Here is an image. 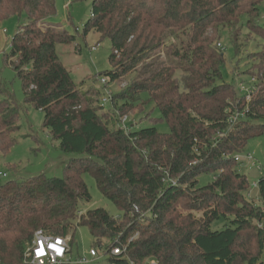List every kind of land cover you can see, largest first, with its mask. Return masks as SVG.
<instances>
[{
    "label": "trees",
    "instance_id": "1",
    "mask_svg": "<svg viewBox=\"0 0 264 264\" xmlns=\"http://www.w3.org/2000/svg\"><path fill=\"white\" fill-rule=\"evenodd\" d=\"M261 1L91 0L83 36L94 32L110 43V68L98 74L108 81L100 83L134 74L111 95L109 108L123 116L137 108L132 103L153 106L160 114L155 122L169 128L160 134L154 125L110 124L101 93L82 91L73 81L55 47L73 43L75 36L40 25L54 15V0H0V22L21 13L27 19L4 61L12 59L25 103L43 113V127L59 151L74 156L61 178L39 175L0 187V264H26L36 230L70 237V249L79 226L109 256L108 264H261L264 177L255 184L256 202L247 200L250 186L234 159L264 133V125L256 124L264 120L263 31L250 99L216 83L224 65L219 39L226 31L237 56L241 19L251 30ZM234 111H246V117L231 124ZM17 119L14 102L1 100V157L16 143ZM86 174L120 216L100 208L79 212V203L90 199ZM207 174L213 179L199 186ZM220 221L222 228L211 230ZM117 247L121 253L112 255Z\"/></svg>",
    "mask_w": 264,
    "mask_h": 264
},
{
    "label": "rangeland",
    "instance_id": "2",
    "mask_svg": "<svg viewBox=\"0 0 264 264\" xmlns=\"http://www.w3.org/2000/svg\"><path fill=\"white\" fill-rule=\"evenodd\" d=\"M90 4L91 0H54V15L41 22L40 25L43 27L52 25L75 36V41L69 45H56L55 49L60 61L70 73L73 81L80 85L82 91L90 93L99 91L101 93L100 99L109 95V101L103 106V110L110 124H114L116 127L122 125L123 127L133 126L134 128H146L154 125L160 134L168 133L169 128L165 122H155L156 119L160 118V114L157 110H153L151 105L143 109L142 104L135 105L132 103L131 107L137 108L123 116H120L116 110L109 108L111 95L124 89L134 74L128 75L113 84L109 83L104 86L100 83L101 79L108 81L106 77L98 74L110 68L108 62L110 43L108 39H102L99 34L94 32H89L83 36V26L90 18ZM245 22L246 18L242 17L243 29L239 37L241 40L238 44L240 52L237 56H235L226 31L223 32L222 38L218 41L222 48L224 65L220 70L221 79L217 80L216 83L232 85L237 97L243 93L240 91V87L243 90H248L254 85L255 70L253 64L257 63L255 53L260 51L263 41L258 34L261 33L260 31H263L262 35L264 34V0L258 5V15L251 22L254 25L251 30L246 29ZM26 23L27 19L24 13L11 16L0 22V87L3 88L0 92V101L9 99L14 102L17 108V125L19 127L13 134L16 143L10 148L6 156H0V172L7 174L6 178H0V187L10 181H25L39 175H44L47 178H61L66 163L74 157L59 151L58 141L53 139L43 127V113L25 103L21 82L15 76L10 65L12 59L4 61L3 53L8 51L11 38L18 28ZM164 51L165 49H160L158 52L159 57H161L160 60L164 59ZM120 104H118L119 107ZM256 124L264 125V120L258 121ZM247 155L252 158L255 163L254 166L244 158ZM239 156L241 159L238 161L236 171L239 175L246 177L250 186V191L245 197L247 200L256 202L257 188L254 184L264 177V133L252 137ZM259 164L260 168H258ZM212 179V174L202 175L198 179V185H205ZM83 180L88 188L90 199L79 203V212L84 214L87 211L100 208L115 218L120 216V210L100 194L91 175H84ZM190 213L196 214L195 211H190ZM196 216H200V214H196ZM222 225V221L215 222L211 225V230H220ZM92 240L86 227H74L70 243L71 257L73 259L85 258L87 259L86 264H108L109 256L105 255L102 249L94 246ZM92 248L97 252L95 258L89 257V251ZM260 263L264 264V256L260 259Z\"/></svg>",
    "mask_w": 264,
    "mask_h": 264
},
{
    "label": "built area",
    "instance_id": "3",
    "mask_svg": "<svg viewBox=\"0 0 264 264\" xmlns=\"http://www.w3.org/2000/svg\"><path fill=\"white\" fill-rule=\"evenodd\" d=\"M218 48H221V45H217ZM222 49V48H221ZM102 84L105 82L104 79L100 81ZM253 87L248 90H243L240 87V91H242V95L246 100H249L252 95ZM109 101V95L103 97L100 101V104L104 106ZM246 117V111H234L231 114L230 122L231 124L242 120ZM125 120L123 119V122ZM244 158L249 161L252 166L255 163L252 161V158L247 155ZM241 157L239 155L235 156V161H240ZM260 164L259 167L260 168ZM7 174L0 172V178H6ZM256 184V183H255ZM254 184V186H255ZM69 238L67 237H59V236H51L45 233L42 230H36L33 233L31 244L28 246L27 250L24 253V262L26 264H86L87 259L85 258H77L73 259L70 255L69 249ZM121 253L120 248H114L111 251L112 255H117ZM97 256V252L92 248L89 251V257L95 258ZM147 264H157L154 259H149Z\"/></svg>",
    "mask_w": 264,
    "mask_h": 264
},
{
    "label": "clouds",
    "instance_id": "4",
    "mask_svg": "<svg viewBox=\"0 0 264 264\" xmlns=\"http://www.w3.org/2000/svg\"><path fill=\"white\" fill-rule=\"evenodd\" d=\"M70 238V237H69Z\"/></svg>",
    "mask_w": 264,
    "mask_h": 264
}]
</instances>
